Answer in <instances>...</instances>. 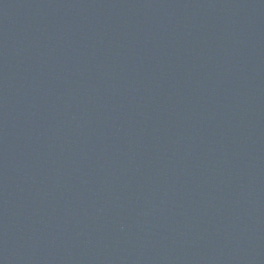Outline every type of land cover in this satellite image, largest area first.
I'll list each match as a JSON object with an SVG mask.
<instances>
[{"label":"water","instance_id":"95a60500","mask_svg":"<svg viewBox=\"0 0 264 264\" xmlns=\"http://www.w3.org/2000/svg\"><path fill=\"white\" fill-rule=\"evenodd\" d=\"M0 264H264V0H0Z\"/></svg>","mask_w":264,"mask_h":264}]
</instances>
